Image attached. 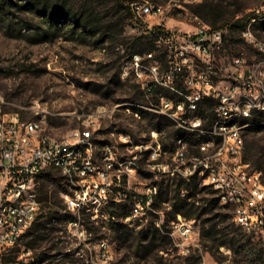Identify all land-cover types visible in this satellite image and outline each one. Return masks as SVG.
<instances>
[{
  "label": "rangeland",
  "instance_id": "obj_1",
  "mask_svg": "<svg viewBox=\"0 0 264 264\" xmlns=\"http://www.w3.org/2000/svg\"><path fill=\"white\" fill-rule=\"evenodd\" d=\"M14 1L18 5L6 17H0V96L6 102V111L19 112L24 119L33 121H38L47 114L43 128L50 136H62L82 128L84 121H96L95 116L103 113L96 121L94 142L98 148L106 143L117 146L123 157L132 156L134 144L148 148L150 132L162 134V140L166 142L170 130L180 128L168 117L165 116L164 119L163 115L152 110L157 106L151 103L156 101L155 98L149 101L146 92L137 82L122 76L124 66L135 55L140 56L145 65L157 64L162 70L166 68L167 56L164 50L154 48L148 52L147 46L139 49L134 47L135 38L144 35L148 26L161 25L167 30L181 33H195L201 26L226 30L227 36L217 53V64L223 74L232 71L233 60L238 56L244 57L248 64L262 59L260 53L242 38L241 30L233 31L225 25L256 14L255 20L247 26L245 32L250 31L258 46L261 44L264 49V0H126L123 7L132 3H149L166 8L161 18L143 21L141 24H135L129 11L117 0H48L54 4L66 2L68 10L73 14H88L90 24L87 29L75 27L71 18L54 22L46 20L32 11L33 3L30 2L27 7L24 0ZM259 49L262 50L260 46ZM206 120L207 123L214 122L215 113ZM161 123L166 124V128L158 130ZM252 126L244 130L243 138L246 158L254 164L257 160L256 151L264 147V131H253ZM181 131L184 132H180L182 136L193 138L195 142L192 131ZM127 135L130 140L125 141L123 136ZM179 138L190 144L187 138L177 139ZM196 140L211 143L215 141L211 136L202 133H196ZM174 150L175 147H168L166 152L171 154ZM97 152L99 155L100 151ZM147 160L148 154H139V164L145 166ZM48 171H54L55 177L61 176L56 169L49 168ZM144 183L145 176L140 175L137 184ZM54 185L45 174L36 179V189L40 196L45 191L55 189ZM160 185L163 195L161 198L160 190L156 207L159 216L153 214L144 226H128L130 229L137 231L149 227L150 223L159 222L163 225L172 220L173 202L170 199L175 185L166 180L160 181ZM202 188L208 190L195 197L198 205H201L200 200H211L215 196L214 191V196L208 194L211 191L210 186L199 185V190ZM68 199L69 193H62L56 201L59 200L62 208L65 205L69 209ZM166 199L170 201H165ZM219 205L221 206L220 202ZM59 210L61 214L65 213L63 209ZM94 210L97 209L88 211ZM128 210V203L120 204L112 222L122 224V214ZM48 211L47 208L41 212L37 224L33 225L48 226L47 234L40 233L43 241L35 243L33 240L37 232L27 231L17 246L16 254L15 250L7 253L6 262L137 264L139 261L140 264H160L162 261L165 264H188L187 257H180L175 247L170 245L167 253L160 252L159 255L146 259H140L141 256L135 253H127L120 247L115 232L109 230V215L101 219L102 211H95L92 220L88 215H82L85 210L79 215L69 211L75 218L82 216L79 227L87 232L86 238L80 237L77 230L67 226L69 221H48ZM219 213L227 214L229 218L216 217ZM204 219L212 220L206 226L223 220L226 221L220 224L221 227L229 226L234 229L236 226L232 213L227 209L205 215L202 220ZM201 227L202 223L197 222L196 247L189 255H202L201 264H260L258 249L245 254V263L239 262L242 257L236 256L230 245L220 247L221 259L217 262L201 241ZM169 228L170 226H166V230ZM167 234L169 235V231ZM29 242H34L32 248L25 247ZM261 248L264 250V245Z\"/></svg>",
  "mask_w": 264,
  "mask_h": 264
},
{
  "label": "built area",
  "instance_id": "obj_2",
  "mask_svg": "<svg viewBox=\"0 0 264 264\" xmlns=\"http://www.w3.org/2000/svg\"><path fill=\"white\" fill-rule=\"evenodd\" d=\"M130 9L135 24L161 18L166 8L149 3H132ZM147 34L154 35L157 49L165 51L167 66L145 65L135 55L122 70L125 79L137 82L146 92L148 100L155 98L157 106L165 113H173L180 120L181 131L193 128L195 142L177 145V140H162V134L150 132V146L141 148L134 144L132 156L118 154L116 146L106 143L105 148L91 149V138L74 135L58 140L34 136L33 119H24L19 112L6 111V102L0 96V264L6 262L7 253L20 245L26 232L35 224L41 213V202L36 189V179L49 170L53 154L65 155V162L56 170L69 186V209L83 208L89 198L98 199V209L84 211L94 219L95 211H102V218L109 215L114 201L127 200L134 204V211L122 215L127 226H144L156 210L160 181L171 183L196 179L199 185L210 184L215 196L231 200L233 220H239L251 234L260 236L264 242V176L244 161L245 143L240 133L244 127L222 129L219 122L203 120L206 103L212 102V110L231 112L237 109H252L253 105H264V50L253 41L252 34L241 31L242 38L262 56L261 60L248 64L242 56L234 58L232 71L223 74L217 64V53L227 36L224 29L201 26L195 33H181L148 26ZM33 114V113H32ZM47 121V114L44 115ZM210 128L215 141L202 144L196 140V132ZM130 140L129 136H123ZM83 145V153L69 159L72 146ZM167 147H176V154H166ZM197 149L218 152V159L206 160L197 157ZM97 151H104V165L94 167ZM136 151V152H134ZM139 154H148L146 167H139ZM137 175L145 176L144 184H137ZM182 198L189 204L200 206L195 197ZM82 216L69 221L67 226L77 230L80 237L87 232L79 227ZM100 221V219H99ZM156 226H163L159 222ZM195 220L177 214L168 226L169 237L180 257H188L196 247Z\"/></svg>",
  "mask_w": 264,
  "mask_h": 264
},
{
  "label": "trees",
  "instance_id": "obj_3",
  "mask_svg": "<svg viewBox=\"0 0 264 264\" xmlns=\"http://www.w3.org/2000/svg\"><path fill=\"white\" fill-rule=\"evenodd\" d=\"M23 1V0H22ZM26 2L27 7L30 5V2L33 3L32 11L36 12L42 18H45L49 21H61L65 18H71L72 22L75 27L87 29L89 27V15L83 12H79L73 14L70 12L69 6L66 2L54 4L53 2H49L48 0H24ZM118 3L123 7L126 4V0H117ZM18 4H15L14 0H0V17H6L7 14L16 7ZM124 9L128 10L131 17L133 14L130 9V5H126L123 7ZM256 14H250L243 18L238 19L234 23H228L225 25L231 30H243L246 29L247 26L255 20ZM154 35L147 34L146 32L144 35L135 38V45L134 47L139 49L142 47L147 46V51L151 52L156 48L154 42ZM136 49V50H137ZM213 103L208 102L204 107V111L202 113L203 119L206 120L209 118L214 110ZM254 125L252 126L253 131L261 132L264 131V126L260 124H264V113L256 114L253 118ZM159 125V124H158ZM166 128V124H162L158 126V130H162ZM172 128V127H171ZM174 129V128H172ZM184 134L183 131H174L170 130V133L167 137V140L171 142L178 137L187 138L189 142H193V138H188L186 136H182L181 133ZM180 139V138H179ZM165 149L168 147L165 145ZM255 157H257L256 162L253 164L246 158L244 155V161L249 163L251 167L255 170H258L264 173V147L258 149L255 153ZM41 174H45V176L55 183V189L51 191L43 192V195H39V199L41 202V212L45 209H49L47 214L48 221L59 220V221H72L76 219L69 211L65 205L64 208L61 207L59 197L62 193H69V186L66 180L62 177H55L56 174L54 171H43ZM40 174V175H41ZM39 175V176H40ZM175 187L173 188V196L170 199L172 203V219L176 217L177 214H181L189 220H195L196 222H201V234L200 238L201 241L205 245V249L208 253H210L213 258L219 262L220 261V247L224 245H230L231 250L234 252L236 256H241V260L239 262L246 261V253H250L251 251H256L258 249L260 253V264H264V250H262L263 240L260 236L255 234L248 235L244 233L240 228H229V226L221 227L220 224L224 223L226 220H223L219 223H211L210 226H206L207 223H210L212 220L204 219L202 220L203 216L213 214L215 211H220L222 206L219 205L218 198L214 196V192L208 191V194L213 195L214 197L211 200L205 199L200 200L201 205L195 206L194 204H189L184 198H182L181 194L182 191L187 192V197H196L199 193H202L206 188H202L199 190V183L196 179L192 182L187 183L184 181H180L174 184ZM162 188H161V198H162ZM165 200V201H170ZM164 202V201H163ZM119 205L113 204L109 207V218L108 220L111 223L109 230L115 232L117 237L119 238L120 247L124 248L127 253H135L137 256H141L140 259H146L152 255L157 256L160 252L167 253L166 251L169 249L168 246H174L172 239L167 234L169 230H166V226H168V222L166 221L162 227L156 226L154 223H150L149 227L141 228L137 231L130 229L125 224H117L113 223L112 220L114 219L115 215H117L116 209ZM59 209H63L65 211L64 214H61ZM98 209V208H96ZM86 211V210H85ZM83 213V212H82ZM122 213V212H121ZM83 216L84 213L82 214ZM123 215V214H122ZM224 216V218H229V216L223 214H217L216 217ZM90 218V217H89ZM39 218H37L38 220ZM37 222V221H36ZM35 222V225L37 224ZM35 230L37 234L34 236L35 243L38 241H43L40 233L47 234L48 226H32L28 231ZM25 235L23 236V238ZM34 242H29L25 245V247H31L34 245ZM33 243V244H32ZM16 250L17 247L11 249ZM14 254V255H15ZM188 264H201L202 262V255L196 256L191 255L186 258ZM140 264V262H136ZM246 263V262H245ZM160 264H165L161 261Z\"/></svg>",
  "mask_w": 264,
  "mask_h": 264
},
{
  "label": "bare ground",
  "instance_id": "obj_4",
  "mask_svg": "<svg viewBox=\"0 0 264 264\" xmlns=\"http://www.w3.org/2000/svg\"><path fill=\"white\" fill-rule=\"evenodd\" d=\"M245 34H252V33L250 31H247L245 32ZM252 39L253 41H255L253 35H252ZM259 46L262 50H264L261 44H259ZM152 110L155 111L157 114L164 116V112L162 111L161 106H155L154 108H152ZM263 112H264V105H253L252 109H245V113H244V109H237L231 112H225L223 110H214V113H215L214 122H219V120H221L222 129H231L232 127H244V129L240 133V140H241V143H245L244 138H243L244 130L252 126L251 120L254 114L263 113ZM103 115H104L103 113H99L97 116H95L97 118L96 121L98 120V118L102 117ZM165 116L168 117L170 120H172L175 125L180 127V120L173 119V113H165ZM96 121H93L92 119L87 120L82 123V128H77L71 131L70 133L62 135V136H50L45 133V130L43 128V125L46 122L43 117L39 119L38 121H33L32 131H33L34 136H39V137H43V139H50V140H58V138H68L69 136L74 135L75 132H77L78 135L94 137L95 131H96L95 129L97 125ZM184 129H187L193 132V128H184ZM153 133H156V131ZM196 133H202V134L211 136L212 138L215 139V134H211V129L204 130L202 128V129H199V131H197ZM210 143H211L210 141L209 142L202 141V144H210ZM177 145H188V144L187 142L184 141V139H177ZM105 147L106 145L102 146V148H105ZM116 148H117L118 154L121 156L120 151L117 146ZM91 149H98V146L94 142V138H91ZM197 152L199 154V156L197 157H206V160L218 159V152L216 151H208V149H197ZM81 153H83V145L72 146V152H69V159H76V154H81ZM166 154L168 153L166 152ZM171 154H176V147H175L174 152H172ZM64 162H65V155L62 153H55L53 154L52 159L50 160L49 168H53V169L59 168L62 165H64ZM101 165H104V151H100L99 155L97 152V157H95V160H94V167H101ZM146 166L147 164L145 166H142L141 164H139V167H146ZM139 176L140 175H137V178ZM205 185H208L211 187L210 184H205ZM218 199H219L220 204L223 205V207H231L230 199H223V196H218ZM126 203H128L129 205V210L125 214H130L134 211V204H132V202H127V200H117L113 202V204H116V205H120V204L125 205ZM68 206H69V199H68ZM96 208H98V199L89 198L88 203L83 204V208H76V211H71V212L74 215H79L83 212V210L88 211L90 209H96ZM230 212L232 213V210H230ZM233 221L235 225L238 228H240L243 232L247 234H251V230L245 229L242 223H239V220H233ZM124 224L127 225V223H124ZM79 226H81L80 223H79Z\"/></svg>",
  "mask_w": 264,
  "mask_h": 264
}]
</instances>
